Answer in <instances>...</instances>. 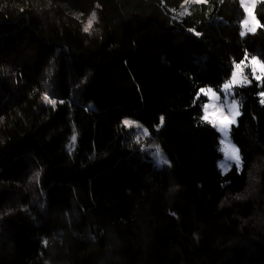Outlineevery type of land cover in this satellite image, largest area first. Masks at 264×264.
Here are the masks:
<instances>
[{
	"label": "trees",
	"instance_id": "1",
	"mask_svg": "<svg viewBox=\"0 0 264 264\" xmlns=\"http://www.w3.org/2000/svg\"><path fill=\"white\" fill-rule=\"evenodd\" d=\"M186 1L0 0V264H264V79L234 86L241 169L202 94L264 62V0L245 37L240 0Z\"/></svg>",
	"mask_w": 264,
	"mask_h": 264
},
{
	"label": "rangeland",
	"instance_id": "2",
	"mask_svg": "<svg viewBox=\"0 0 264 264\" xmlns=\"http://www.w3.org/2000/svg\"><path fill=\"white\" fill-rule=\"evenodd\" d=\"M200 1H202V0H187L185 3H186V5H188L190 2H200ZM240 1H241L243 8H244L245 4L252 6V16L255 17V24L253 25L250 22L248 28H245V26L243 25V21L241 22V33L243 32L244 35H242V36L245 37L250 33L256 32L257 29L259 28L260 23H259V20L257 18V15H256L255 8H256V4L260 0H240ZM244 11H245V8H244ZM245 19H249L248 13L246 11H245V17L243 20H245ZM252 27H255V31L249 30V28H252ZM253 57H255L258 61H260V63H264L258 55L248 56L245 60H243V64L241 65V67L243 69V75L237 78L236 83L231 87V89L229 91L226 92L224 90V85L226 83H230L231 78L222 86L221 90H217L211 86H207V87L202 89V94L205 95L207 98L206 103L203 105L204 117L209 122H211L217 128V130L220 133V150L223 154V157L219 161V167L223 172H227L232 166L236 165V162L230 158L231 150L233 148L238 150V153L240 156V163H239L238 167L240 169L243 167V160H242V156L240 153V149L233 142L231 135H230V129H231V126L237 122V119L240 115V103H239V100L235 97L234 86L237 84L250 83L251 80L248 76V72L251 74V76L253 78L256 79L255 75L252 74V70H253L252 58ZM240 63L241 62H239L237 64H240ZM255 68H256V75L262 76V78L258 81L262 82L264 79V74L261 73L259 65H256ZM234 71H236V67L234 68L233 72ZM244 77H246V79ZM209 90H211V91H209ZM205 93H207V94H205ZM261 96H262V101L264 102V91L261 92ZM233 102H235V104L237 105V110H238L239 114L234 117V123H232L227 128V135H225L224 132H222L220 130V123L224 117H228L229 119L233 118V114H232V111L230 109V105ZM125 120L130 121V124L126 125V126L128 128L133 129V136H134L135 142L137 144H139L141 149L149 152L152 155L153 160L155 161L156 165L161 167L165 164H168L169 163L168 157L165 154V152L163 151V149L160 147V145L157 144L156 142L149 140V137H150L149 130L145 126H143V124H141L137 120H134L133 118L127 117L124 119V121ZM157 148L159 149V151L161 153L160 156H154V153L156 152ZM164 159L167 160V163L163 162Z\"/></svg>",
	"mask_w": 264,
	"mask_h": 264
},
{
	"label": "snow or ice",
	"instance_id": "3",
	"mask_svg": "<svg viewBox=\"0 0 264 264\" xmlns=\"http://www.w3.org/2000/svg\"><path fill=\"white\" fill-rule=\"evenodd\" d=\"M245 8V11L248 13V16H249V19H245L243 20V25L245 26V28H248L250 22L254 25L255 24V17L252 16V6L251 5H248V4H245L244 6ZM96 19V15L95 13L93 12L92 13V16L91 18L89 19L88 21V24L87 26L84 28V31L87 32L91 26H92V23L93 21ZM250 31H255V27H252V28H249ZM241 35H244V33L242 32ZM243 64V61L240 63V64H237L235 67H236V71L232 72L231 73V81L230 83H226L224 85V90L227 92L231 89V87L236 83L237 81V78L242 76L243 75V69L241 67V65ZM252 64H253V70H252V74L255 75L256 79L257 80H260L262 78L261 75H256V68L255 66L256 65H259L260 67V71L262 74H264V63H260V61H258L255 57L252 58ZM246 79V77H244ZM211 91V90H209ZM207 94V93H205ZM43 99L47 102V103H50V104H53L55 105L56 101L55 100H51L49 99V97L47 95H45L43 97ZM230 109L232 111V114H233V118L232 119H229L228 117H224L220 123V130L222 132H224L225 135H227V128L232 124L234 123V117L236 115L239 114L238 110H237V105L235 104V102H233L231 105H230ZM125 125H129L130 124V121L128 120H125L123 122ZM161 123H163V117H161ZM161 153L159 151V149L157 148L156 152L154 153V156H160ZM230 158L232 160H234L236 162V165L239 166V163H240V156H239V153H238V150L233 148L231 150V155H230ZM164 163H167V160L164 159L163 161Z\"/></svg>",
	"mask_w": 264,
	"mask_h": 264
}]
</instances>
